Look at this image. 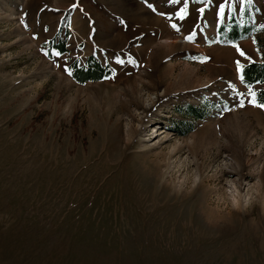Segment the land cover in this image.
Segmentation results:
<instances>
[{"label": "rangeland", "instance_id": "374dc122", "mask_svg": "<svg viewBox=\"0 0 264 264\" xmlns=\"http://www.w3.org/2000/svg\"><path fill=\"white\" fill-rule=\"evenodd\" d=\"M237 61L264 62V0H0V264H264Z\"/></svg>", "mask_w": 264, "mask_h": 264}, {"label": "trees", "instance_id": "16d2710c", "mask_svg": "<svg viewBox=\"0 0 264 264\" xmlns=\"http://www.w3.org/2000/svg\"><path fill=\"white\" fill-rule=\"evenodd\" d=\"M247 29L243 28L241 33L236 32L235 28L232 27L230 30H228V35H225L228 42L235 43L238 40L243 39V32H245ZM223 27L218 28V37L221 39L223 38ZM226 34V33H225ZM224 36V37H225ZM222 40V39H221ZM58 49L63 53L64 47L58 46ZM90 65H87L86 68L84 67H78L77 65H74L73 68V78L79 82V83H86L89 81H99L101 79L100 72L102 69L100 68V65L98 63H89ZM240 79L247 87H251L255 84H264V62L263 63H250L248 65H240L239 69ZM255 93V100L258 103H264V90H258L253 92ZM253 96V95H252Z\"/></svg>", "mask_w": 264, "mask_h": 264}, {"label": "snow or ice", "instance_id": "6c2138e0", "mask_svg": "<svg viewBox=\"0 0 264 264\" xmlns=\"http://www.w3.org/2000/svg\"><path fill=\"white\" fill-rule=\"evenodd\" d=\"M176 2H178V0H173V3H176ZM246 2H247V3H251V0H246ZM227 3H228V0H225V4H227ZM228 6H229V8L231 7L230 4H229ZM200 11L203 12L204 9L202 8V9H200ZM224 11H225V5H224V4H221V5H220V8H219V15H220V16H223V15H224ZM179 18H181V19L184 18V12H183V11L181 12ZM174 27H175V26H174ZM237 51L239 52V54H240L241 56H244V55H245V54H244L242 51H240L239 49H237ZM237 69H238V70L240 69L239 61H237ZM252 95H253V99H252L250 102L253 104V106H255V107H259V108H261L262 110H264V103H258V102L255 100V93H253Z\"/></svg>", "mask_w": 264, "mask_h": 264}, {"label": "bare ground", "instance_id": "6f19581e", "mask_svg": "<svg viewBox=\"0 0 264 264\" xmlns=\"http://www.w3.org/2000/svg\"><path fill=\"white\" fill-rule=\"evenodd\" d=\"M169 44V43H168ZM170 46V48H171V46L172 45H169ZM169 48V47H168ZM157 133V132H156ZM237 167V166H236ZM240 168V167H239ZM234 172V171H233ZM219 173H221L220 171H219ZM231 175H232V173H222V175H221V179H220V181H224L223 179L225 178H231ZM227 180V179H226ZM235 182V181H234ZM239 182V181H238ZM233 204H234V206L235 207H237V208H240V206H241V203H240V200H239V198L238 197H235L234 198V200H233Z\"/></svg>", "mask_w": 264, "mask_h": 264}]
</instances>
